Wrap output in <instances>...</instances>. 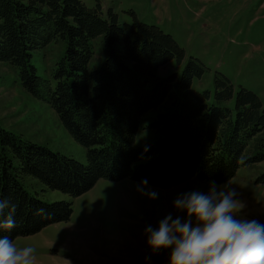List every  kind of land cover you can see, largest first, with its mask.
<instances>
[{
    "label": "trees",
    "instance_id": "16d2710c",
    "mask_svg": "<svg viewBox=\"0 0 264 264\" xmlns=\"http://www.w3.org/2000/svg\"><path fill=\"white\" fill-rule=\"evenodd\" d=\"M119 26L110 9L101 18L95 3L80 0H0V62L16 69L22 88L45 101L72 139L86 149V164L22 141L0 129V199L17 205V226L0 238L26 237L68 221L71 203H44L29 196L20 176L75 198L98 180L129 179L168 189L191 178L220 184L239 165L264 160V109L250 91L223 76L214 78V100L233 98V108L209 105V92L191 89L202 65L188 58L182 72L165 78L157 69L183 50L157 26L135 19ZM100 38L98 67L91 41ZM61 42L54 80L36 75L31 52ZM156 139L134 147L141 121ZM264 177V175H263ZM264 181V180H263ZM43 210L39 212L38 210ZM8 210L5 209V212Z\"/></svg>",
    "mask_w": 264,
    "mask_h": 264
},
{
    "label": "rangeland",
    "instance_id": "374dc122",
    "mask_svg": "<svg viewBox=\"0 0 264 264\" xmlns=\"http://www.w3.org/2000/svg\"><path fill=\"white\" fill-rule=\"evenodd\" d=\"M27 3L28 0H19ZM87 8L95 3L101 8V18L108 9L115 14L119 26L136 20L157 26L183 50L181 63L175 60L159 67L158 78L182 72L188 58L202 65L200 77H193L191 89L209 92V105L233 108V98L214 100V78L223 76L239 89L252 92L264 109V0H80ZM94 60L101 59L100 38L91 41ZM61 42H51L31 52L30 64L36 75L54 80L52 71L63 52ZM154 114L149 112L141 121L134 138V147L154 141L155 135L143 126ZM0 129L18 139L45 147L52 153L86 164V149L76 143L59 122L45 101L38 100L21 86L17 71L0 62ZM264 160L239 165L233 177L217 185L236 189L246 207L244 215L264 223ZM18 182L31 197L44 203H71L66 222L49 225L39 232L13 240L17 247L32 246L34 264H167L168 251L152 253L147 246L145 228L158 226L171 213L184 218L173 207L181 193L198 190L207 192L212 181L191 178L168 189L149 185L158 198L149 199L138 188L141 182L122 179L98 180L87 192L72 198L50 190L37 179L20 176Z\"/></svg>",
    "mask_w": 264,
    "mask_h": 264
},
{
    "label": "clouds",
    "instance_id": "9594fccd",
    "mask_svg": "<svg viewBox=\"0 0 264 264\" xmlns=\"http://www.w3.org/2000/svg\"><path fill=\"white\" fill-rule=\"evenodd\" d=\"M147 184V179L141 181L138 191L149 199L158 198L157 191L144 190ZM239 195L215 181L206 193L179 194L173 207L184 218L169 213L157 227L147 226V246L152 253L169 250L167 264H264V223L244 215L246 204ZM16 208L10 200L0 199V229L17 226ZM35 251L32 246L17 247L7 236L0 238V264H34Z\"/></svg>",
    "mask_w": 264,
    "mask_h": 264
}]
</instances>
